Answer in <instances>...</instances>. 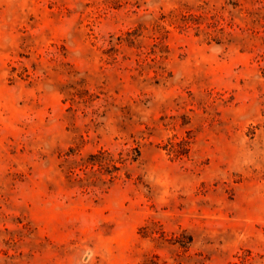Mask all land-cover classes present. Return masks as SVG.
Segmentation results:
<instances>
[{
  "label": "rangeland",
  "instance_id": "obj_1",
  "mask_svg": "<svg viewBox=\"0 0 264 264\" xmlns=\"http://www.w3.org/2000/svg\"><path fill=\"white\" fill-rule=\"evenodd\" d=\"M0 264H264V0H0Z\"/></svg>",
  "mask_w": 264,
  "mask_h": 264
}]
</instances>
